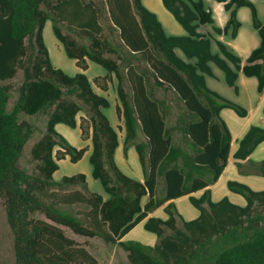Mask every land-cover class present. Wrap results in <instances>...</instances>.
<instances>
[{"label":"trees","instance_id":"trees-1","mask_svg":"<svg viewBox=\"0 0 264 264\" xmlns=\"http://www.w3.org/2000/svg\"><path fill=\"white\" fill-rule=\"evenodd\" d=\"M214 1L229 14L223 28L214 26L203 0H161L184 31L172 36L142 0H0V199L12 235L14 264H97L63 228L81 238L118 245L128 264H264V191L230 181L228 190L245 205L226 197L211 200L210 186L223 173L232 142L220 112L231 110L246 118L248 111L205 82L214 77V65L235 92L241 73L255 78L261 93L264 24L250 0ZM240 8L250 10L260 39L245 61L211 34L199 32L210 25L214 34L235 39L241 28ZM47 22L66 57L75 61V75L52 64L43 37ZM89 62L105 75L89 80ZM18 71L22 82L8 111L12 86L4 83ZM112 86L118 101L117 128L105 114L111 108L106 95ZM169 96L183 109L171 128L166 126ZM21 116L46 117L44 131L30 149L35 163L31 174L19 161L36 127ZM60 124L78 129L91 147L74 148L56 131ZM118 131L123 156L131 148L137 155L142 182L124 174L116 163ZM262 143L264 128L250 126L232 158L245 161ZM88 152L91 176L106 199L90 190L84 174L54 180L59 162L76 164ZM248 164L249 173L264 178V160ZM183 197L198 212L193 220L177 213L175 201ZM159 208L164 219L149 217ZM141 223L156 236L154 245L124 241Z\"/></svg>","mask_w":264,"mask_h":264},{"label":"rangeland","instance_id":"rangeland-1","mask_svg":"<svg viewBox=\"0 0 264 264\" xmlns=\"http://www.w3.org/2000/svg\"><path fill=\"white\" fill-rule=\"evenodd\" d=\"M206 7L213 8L215 5V1L206 0ZM254 6L258 7L259 10H262L261 1L257 2V0H251ZM144 6L149 9L151 12L156 14L159 21L161 22L166 34L176 36L182 33V28L175 22L173 17L163 8L161 4V0H142ZM256 7V9H257ZM223 11V10H222ZM215 11V26H219L222 24L224 20V12ZM258 11V10H257ZM261 14V13H260ZM258 16L262 21L259 13ZM239 20L241 22V32L239 40L244 45L251 44L252 34L255 35V31L251 26V17L249 10L247 8L241 9L239 12ZM263 22V21H262ZM44 43L49 51L50 59L52 64L58 68L63 70L68 75H73L78 69L75 66V61L70 60L66 57L62 46L56 40L53 35L51 23L47 22L43 31ZM213 53H217L218 49L213 44ZM216 77L208 78V87L220 94L222 97L227 100L234 102L240 107L247 109L250 111V115L247 118H240L235 115L231 110H225L229 115L224 113V118L227 119V124L231 128V130L235 131V125L246 127V130L249 126H264V109H262V114L259 110H256V98L258 95V91L255 90H247L246 93H242V96L239 98V95L236 94L235 90L229 88L225 81L224 76L221 71L217 68L213 67ZM87 76L91 79L93 77H97L100 73L103 74L104 70L98 65L91 63L90 69L87 71ZM213 78V79H212ZM22 82V73L18 71L16 77L9 82H5L4 84H10L12 86V90L10 92V100L8 103L7 110L9 111L17 98L16 88ZM107 98L110 101L111 108L105 110V114L108 117L110 123L117 128L120 125L116 114L115 107L118 104L117 96L115 93L114 86L110 87L109 92L107 93ZM158 97L159 94H157ZM172 98L169 96L166 98L169 102V110L166 114V126L167 128H171L176 124L177 116L182 112V107L176 101H171ZM253 101V107L252 102ZM233 120H231V119ZM21 120H27L36 127L35 133L32 135L30 140L26 143L22 157L19 161L20 168L27 171V173L31 174L35 170V163L31 161L30 157V149L33 144L41 137V134L45 128L46 117L45 116H36V117H26L21 116ZM224 119V120H225ZM56 131L62 135L74 148L81 149L84 147H91L90 141L87 143L83 142L80 137V131L78 129H70L65 125H58ZM119 132V131H118ZM120 137V149L116 156V162L120 168V170L130 176L132 178H136V172L139 170L141 173V168L137 159V155L132 149L129 156L124 157L122 152V143H123V135L119 132ZM173 137L176 142H179V134L177 132L174 133ZM141 138L139 137V140ZM264 146V144L262 145ZM261 146V147H262ZM90 152L86 153L81 161L76 164H71L68 159L59 162V170L54 174V180L59 181L64 176H73L76 174H84L87 177V182L89 188L92 192L95 193H104L103 189L98 181H95L92 176V168L88 162ZM264 159V155L255 156L253 161ZM137 170V171H136ZM136 176V177H135ZM230 181L238 182L245 184L253 191H264V178L259 175L247 174L242 171V169L237 168V165L234 166L232 164L229 165L226 172L222 177L218 179L215 183L214 189H212L211 200L213 202L220 201L223 198H228L230 202L238 206H244L245 201L239 195L231 193L227 188V183ZM106 196V195H105ZM198 197V195H195ZM176 210L178 215L183 220H191V218H196L198 215L197 210L190 204L187 197H184L182 200L177 201ZM207 207V205H205ZM160 214H164V211H161ZM35 218L44 220V217L41 215H35ZM192 219V220H193ZM179 224L181 225L180 221ZM65 235L68 238H72L77 241L79 244L84 245L87 252L94 257L97 261V264H128L126 253L118 246V245H109L104 243L99 238L86 239L75 236L69 230L64 229ZM124 241H136L140 242L144 245H151L157 242V238L154 234L147 232L144 230L142 225H137L133 228L125 237ZM0 264H14V255H13V242L12 235L9 229V226L6 221V213L2 200L0 199Z\"/></svg>","mask_w":264,"mask_h":264},{"label":"crops","instance_id":"crops-1","mask_svg":"<svg viewBox=\"0 0 264 264\" xmlns=\"http://www.w3.org/2000/svg\"><path fill=\"white\" fill-rule=\"evenodd\" d=\"M206 0H203L204 4L206 3L205 2ZM208 1V0H207ZM214 1V0H213ZM251 1V0H250ZM261 1V5H262V10H259L258 7H257V12L259 13L261 19H262V23L264 24V0H260ZM257 2H259V0H257ZM162 4V3H161ZM205 7H206V4H205ZM164 8V7H163ZM207 8V7H206ZM207 9H210L212 14H213V18H214V12L215 11H222L224 12V20L222 22L221 25H219L218 27L219 28H223V26L225 25V23L227 22L228 20V17H229V14L227 12H225L224 8H223V5L222 4H218V3H215L214 7L213 8H207ZM241 9L243 8H240L238 11H237V18L239 20V12L241 11ZM248 9V8H247ZM249 10V9H248ZM249 13H250V10H249ZM261 13V14H260ZM251 17V16H250ZM240 21V20H239ZM214 22L215 21V18H214ZM241 23V22H240ZM214 26H215V23H214ZM251 26H252V22H251ZM217 27V26H216ZM242 27V26H241ZM253 29V27H252ZM254 30V29H253ZM255 31V30H254ZM199 32L202 33V34H211L216 40L220 41L221 43H223L233 54H235L236 56L240 57L243 61H245L249 56L250 54L252 53L253 50H255L256 48L259 47V44H260V39H259V36H258V33L255 31V35L252 34V37H251V44L250 45H244L243 47V44L242 42L239 40L240 38V32H241V28L238 30V34L236 36L235 39H232L230 38L229 36H223V35H216L213 33L212 31V26L210 25H206V26H201L199 28ZM184 34V31L182 30V33H180L179 35H176V36H180V35H183ZM214 42H212V46H213ZM216 46V45H215ZM213 49V47H212ZM213 53V51H212ZM218 53V52H217ZM216 54V53H214ZM181 56V55H180ZM91 67V62L88 63V70L90 69ZM213 67H215L214 65H211V69H212V72L214 74V76L216 77V74L214 72V69ZM216 68V67H215ZM218 69V68H217ZM87 70V71H88ZM219 70V69H218ZM86 71V75H87V72ZM220 71V70H219ZM78 72V70L73 74L75 75L76 73ZM73 75H70V76H73ZM105 75V71L103 74H99L98 76H104ZM97 76V77H98ZM224 76V74H223ZM88 77V76H87ZM96 77V76H95ZM93 77V78H95ZM89 78V77H88ZM208 78H211V77H206L205 78V82H206V85L208 87ZM213 79V78H212ZM89 80H92L91 78H89ZM224 81H225V77H224ZM226 83V82H225ZM227 85V84H226ZM257 85H258V82L255 78L253 77H245L243 76L241 73H239V76H238V79L236 81V87H237V92L236 94L239 95V98L242 96V93H246L247 90H257ZM209 88V87H208ZM230 88V87H229ZM210 89V88H209ZM233 89V88H232ZM211 90V89H210ZM213 91V90H212ZM215 92V91H214ZM217 93V92H216ZM220 95V94H219ZM221 96V95H220ZM256 98V110H259V115H260V112L262 114V109H264V89L261 93H258L257 96H255ZM252 104V107L254 106L253 105V101L251 102ZM247 110V109H246ZM248 111V110H247ZM226 111L225 110H222L220 112V117L221 119L225 122L229 132H230V135H231V138H232V142H231V150H230V156H229V159H228V163L223 171V173L221 174L220 177L223 176V174L226 172L227 168L229 167L230 164L236 166L238 163L241 164V168L239 169H242V171L244 173H247V174H253V173H249L248 170L251 168L248 164V161H253V158L255 156H259V155H264V146H262L264 143H262L251 155L250 157L245 160V161H236L232 158V155L236 152L237 150V147H238V141L246 134L247 129L246 130V127L244 126H239L238 127V124L235 125V131L231 130V128L229 127V125L227 124V119L224 118V113ZM227 115H229V113L226 112ZM236 115V114H235ZM250 115V111H248V116L249 117ZM230 116V115H229ZM246 117V118H247ZM225 119V120H224ZM231 119V118H230ZM233 120V119H231ZM61 125V124H60ZM58 126V125H57ZM56 126V128H57ZM255 126V125H254ZM250 127V126H249ZM258 127H262L264 128V126H258ZM89 142V141H88ZM87 143V142H85ZM262 146V147H261ZM120 147L116 150L115 152V160H116V156L118 154V151H119ZM133 148L129 149L128 151V156L130 154V152L132 151ZM138 159V158H137ZM264 159L262 160H256L254 161V163H259L261 161H263ZM117 163V162H116ZM118 165V164H117ZM119 167V166H118ZM238 168V166H237ZM137 171V170H136ZM251 171V170H249ZM255 175V174H253ZM137 176V177H136ZM136 180L138 181H141L143 180V176H142V171L141 173H139V170L136 172ZM219 177V178H220ZM218 181V180H217ZM242 184V183H241ZM215 184H213L212 186H210V190H211V194H212V189H214V186ZM245 185V184H244ZM214 186V187H213ZM100 195L103 196L104 199H106L107 197L105 196V194L103 193H99ZM196 195H198V197L200 196V193H197ZM184 198V197H183ZM183 198H179L178 200L175 201V205L177 203V201L179 200H182ZM147 202V198H143L142 199V204H145ZM163 211L162 208H159L157 210H155L152 214L149 215V217H156V218H161V219H164L165 218V215L164 214H160V212ZM198 216V215H197ZM193 218H191L192 220ZM195 219V218H194ZM185 221H189V220H185ZM139 225H142L143 226V223L139 224ZM154 245V244H151V246Z\"/></svg>","mask_w":264,"mask_h":264}]
</instances>
